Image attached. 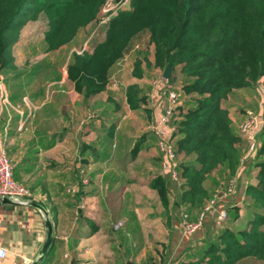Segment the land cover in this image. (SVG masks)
Wrapping results in <instances>:
<instances>
[{"label":"crops","instance_id":"obj_1","mask_svg":"<svg viewBox=\"0 0 264 264\" xmlns=\"http://www.w3.org/2000/svg\"><path fill=\"white\" fill-rule=\"evenodd\" d=\"M20 39L12 50L13 69L0 72V135L14 164V179L31 190L32 202L46 210L53 225V243L41 264H70L73 258L75 264H177L202 245L207 235L218 231V211L239 209V219L227 220L223 227L248 226V188L258 182L255 154L240 161L234 193L224 196L219 191L217 207L207 215L203 227L194 234H184L180 217L185 207L172 209L180 185L171 179L174 166L160 148L175 141L172 122L158 125L164 113V83L132 74L131 81L147 98L137 109L128 103V85L118 92L107 88L101 93L102 100L97 95L85 101L58 73L62 59L53 60L58 55L47 52L35 63L27 53L14 52ZM149 48L154 58V46ZM73 49L67 54V63ZM132 60L126 59L124 64L130 68ZM142 68L145 72L144 64ZM44 74L47 76L41 79ZM45 83L62 93L71 89L69 94H76L71 100L72 116L61 105L51 103L38 106L34 113L37 107L31 100L46 97ZM237 93L245 103L229 105ZM5 94L8 104L3 101ZM255 95L251 90H237L223 103L235 126L248 115L259 113L260 100ZM88 103L91 105H85V110ZM90 114L94 115L89 120L92 122L82 128L83 116ZM257 118L255 130L259 131L262 128ZM242 147H246V140ZM182 161L178 156L177 165ZM83 170L87 183H82ZM157 177L170 181L168 211L153 188ZM70 189L76 192L69 193ZM198 216L197 211L192 212L191 219ZM118 222L123 226L114 230ZM46 237L45 217L39 209L0 202V247L7 251L0 264H32L39 258Z\"/></svg>","mask_w":264,"mask_h":264},{"label":"trees","instance_id":"obj_2","mask_svg":"<svg viewBox=\"0 0 264 264\" xmlns=\"http://www.w3.org/2000/svg\"><path fill=\"white\" fill-rule=\"evenodd\" d=\"M104 3L0 0V72L13 69L12 50L28 23L45 16L46 50L55 52L95 23ZM143 32L149 36L148 46H154L155 61L153 65L144 52L136 58L133 75L142 78L146 63L162 71L170 66L169 83L176 72L183 76L181 90L187 99L172 121L173 146L177 157H183L176 167L182 183L172 209L185 207L191 219L239 168L244 138L223 103L237 90L255 89L258 94L257 83L264 77V0H131L128 10L111 19L106 37L91 42V52L70 55L68 80L85 101L110 89L115 67ZM127 99L133 109L147 100L134 85L127 89ZM254 159L258 182L248 188V226H222L177 264H264V127ZM170 187L165 177L153 183L166 211ZM239 216L238 208H228L227 220L235 222Z\"/></svg>","mask_w":264,"mask_h":264},{"label":"built area","instance_id":"obj_3","mask_svg":"<svg viewBox=\"0 0 264 264\" xmlns=\"http://www.w3.org/2000/svg\"><path fill=\"white\" fill-rule=\"evenodd\" d=\"M130 0H105L103 4L99 17L95 22V29L89 40V47L85 51L91 52L93 49L91 48V42L97 39H104L106 37V33L108 30V26L110 24L111 19L118 13L127 10L128 4ZM130 5V4H129ZM84 51V52H85ZM126 58L123 59L122 62L118 64L119 71H121V67L124 64ZM115 74H113L114 76ZM112 78L114 79V77ZM111 79V78H110ZM120 83H114L112 85L109 84V87L113 91H121ZM120 87V88H119ZM258 91L261 94L264 108V77H262L257 83ZM162 102L164 105V113L162 118L158 121V125H167L173 120H175V116L177 115V108L182 105L185 100L186 95L181 90V88H176L170 85V83L166 80L164 82V87L161 90ZM4 103L8 104L6 94L3 95ZM32 107V106H31ZM33 108V107H32ZM89 120L94 118L93 114L88 115ZM258 118L257 116L250 115L245 120H243L238 125V132L247 140L246 147L243 149L242 155L244 158L240 160L243 162L246 157L255 154L258 144H259V134L258 137L255 138L257 132L255 129L257 127ZM261 128L264 126V114L260 117ZM262 129L259 131L261 132ZM156 131V130H155ZM157 134H160V131H156ZM250 135V138H248ZM162 151L168 157V160L173 164L174 168L171 172V179L177 183L181 184V177L176 169L177 167V154L175 152L174 146L171 143H163L160 145ZM82 183H87V174L83 170L81 172ZM237 183V176L232 177L228 183L225 185L222 194L224 196H230L234 193L235 187ZM69 193H75L76 189L68 190ZM0 199H9L16 203V205L28 206L27 202H32V193L31 190L23 184L18 183L14 179V164L10 159L5 139H3L0 135ZM219 201V196L215 195L211 200H209L205 206L203 207L201 213L198 216L196 221H192L190 219V215L183 210L181 213V230L184 234H194L199 231L205 222L206 215H208L217 205ZM228 212L226 210L218 211L216 223L218 227H222V225L227 221ZM123 223L118 222L114 225V230H119L122 228ZM7 255V251L0 247V258H5ZM175 264V263H172Z\"/></svg>","mask_w":264,"mask_h":264},{"label":"rangeland","instance_id":"obj_4","mask_svg":"<svg viewBox=\"0 0 264 264\" xmlns=\"http://www.w3.org/2000/svg\"><path fill=\"white\" fill-rule=\"evenodd\" d=\"M129 4H131V0L129 1ZM129 4H128L127 10L130 7ZM94 29H95V23L93 22L90 25H88L87 27H85L84 29H82L78 33V35L76 36V38L72 42V44H68L64 47H61L58 51L50 53L52 56H57V55L59 56V57L53 58V60L57 59V58L62 59L60 61V63H58L59 64V69H58L59 72L58 73H60L61 77H63L64 79L68 80V74H67V65H68L67 56L68 55L67 54L70 53L69 50L72 47V48H74L73 52H76L78 54H82L86 49H88V47H89L88 42L90 40V37H91ZM46 31H47V21H46L45 16L41 15L37 21L28 23L27 26L23 29L21 39H20V43H19V45L16 46L14 52L16 54L27 53V55L30 56V59L32 61H34L35 63H37V61H39V59H41V57L48 52L46 50V46L44 43V35H45ZM101 40H102V38H101ZM22 47L25 49H23ZM144 52H146V56L148 57V61L150 60V58L152 59V61H154V58L151 57V50L148 46V35L146 34V32L141 33L139 36H137L132 41L129 50L127 51L126 56L124 57L127 60H129L130 58L133 59L131 67L128 68L126 66L127 64L122 65L121 71L119 74V72H118L119 70H116L117 69V66H116L115 70H114L115 75L114 76L112 75L114 77V79L111 76L109 84L112 85L114 83H120L121 84L120 85L121 88L119 87L120 89H122L124 85H128V86L137 85V84H135V82L133 83V81H131V76H132V74H134V69H135L134 63L136 61V58L139 59V57L140 58L143 57ZM144 65H145L146 71L144 72L143 77H145L146 81L154 82L157 80H161L163 83L166 81L162 77L164 71H162L160 69H158V71H156L153 66L149 67V66H147L146 63H144ZM130 69L133 71L130 72ZM127 70H128V72H126ZM124 72H126V73H124ZM46 76H47L46 74L42 75L41 79L45 78ZM50 76H51V78L55 77L54 74H51ZM182 80H183V76L181 75V73L176 72L173 75V80L170 82V85L173 87H176V88H181ZM123 82H124V84H123ZM67 83H68V81H67ZM54 86L55 85L52 86V84L45 83L44 88L46 90V97L44 99H39V100H36L34 102L31 100V103L33 104V106L37 107V109L34 110V113H36L38 111V109H39L38 106L40 107L43 104L49 105L51 103V105H55V104L61 105L62 110H64L69 117L72 116L75 111L72 109L71 100H72L73 96H75L76 94L75 93L69 94L71 89H69L70 91L65 89L64 90L65 92L62 93L57 88H54ZM251 91L254 95L256 94L255 95L257 97L256 99L260 100L259 113L254 112V114H255V116L258 115V117H261L262 113L264 114V108L262 107L263 102H262L261 94L258 91V88H257L258 94L255 91V89H252ZM98 96H99V98H101L103 96V94L101 95V93H100V94H98ZM105 97H103V98H105ZM101 100H102V98H101ZM238 103H245V100L243 99L242 94L237 93L234 97L232 96L231 102L229 105L235 107ZM247 103H249V102H247ZM32 104H31V106H32ZM85 105L90 106L91 104L90 103L84 104V108L86 110ZM121 112H122V110H121ZM143 116L145 117V115H143ZM143 116L138 115L137 117L140 118ZM56 120L58 121V119H56ZM81 122H82L81 127L83 128V127L88 126L90 124V122H92V121H89V119L87 117H85V115H84ZM259 133L261 134V132L258 131L255 138L258 137ZM207 185L209 187L213 186V185H211V182H207ZM216 207H217V205L215 206V208ZM215 208H214V210H215ZM206 219H207V215H206L205 221H206Z\"/></svg>","mask_w":264,"mask_h":264},{"label":"water","instance_id":"obj_5","mask_svg":"<svg viewBox=\"0 0 264 264\" xmlns=\"http://www.w3.org/2000/svg\"><path fill=\"white\" fill-rule=\"evenodd\" d=\"M171 74H172L171 67L168 66L163 72V79L169 80L170 77H171ZM0 202L6 203V204H15L16 205V203H14L13 201H11L9 199H0ZM26 204L28 206H34L37 209H39L41 211V213L43 214V216L45 217V226H46V229H47L46 241L44 242V244L42 246L39 258L32 263V264H41L45 254L47 252V250L50 248V246L53 243V234H54L53 233L54 232L53 225H52V223H51V221L49 219L48 213L46 212V210L41 205L33 203L31 201L27 202ZM70 264H75V258H73L71 260Z\"/></svg>","mask_w":264,"mask_h":264}]
</instances>
